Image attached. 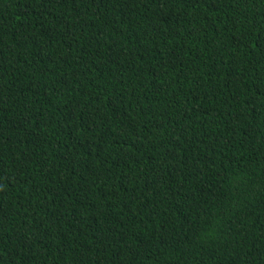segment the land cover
Instances as JSON below:
<instances>
[{"label": "trees", "instance_id": "16d2710c", "mask_svg": "<svg viewBox=\"0 0 264 264\" xmlns=\"http://www.w3.org/2000/svg\"><path fill=\"white\" fill-rule=\"evenodd\" d=\"M0 264H264V0H0Z\"/></svg>", "mask_w": 264, "mask_h": 264}]
</instances>
